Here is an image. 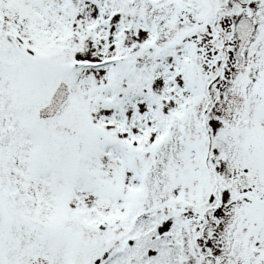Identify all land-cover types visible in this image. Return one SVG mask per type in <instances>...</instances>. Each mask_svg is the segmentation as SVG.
I'll use <instances>...</instances> for the list:
<instances>
[{
	"label": "snow or ice",
	"instance_id": "snow-or-ice-1",
	"mask_svg": "<svg viewBox=\"0 0 264 264\" xmlns=\"http://www.w3.org/2000/svg\"><path fill=\"white\" fill-rule=\"evenodd\" d=\"M0 264H264V0H0Z\"/></svg>",
	"mask_w": 264,
	"mask_h": 264
}]
</instances>
